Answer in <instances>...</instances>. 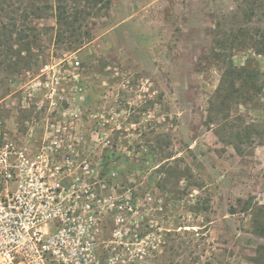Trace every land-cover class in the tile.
Returning a JSON list of instances; mask_svg holds the SVG:
<instances>
[{"label": "rangeland", "instance_id": "rangeland-1", "mask_svg": "<svg viewBox=\"0 0 264 264\" xmlns=\"http://www.w3.org/2000/svg\"><path fill=\"white\" fill-rule=\"evenodd\" d=\"M31 1L0 6L32 12ZM81 1L69 38L57 34V0H35L43 10L27 20L38 35L34 60L0 66V142L49 162V185L59 181L66 199L75 195L101 264H255L264 237L245 206L264 216V55L217 42L242 25L264 29V17H242L236 0ZM234 65L259 70L263 86L237 108L231 79L221 90ZM123 103L146 105L131 111L143 130L171 138L170 191L129 168L127 155L142 162L146 147L129 114L115 111ZM23 109L33 111L26 120ZM114 128L126 129L129 142ZM118 136L116 161L105 164L109 138Z\"/></svg>", "mask_w": 264, "mask_h": 264}, {"label": "built area", "instance_id": "built-area-1", "mask_svg": "<svg viewBox=\"0 0 264 264\" xmlns=\"http://www.w3.org/2000/svg\"><path fill=\"white\" fill-rule=\"evenodd\" d=\"M48 167L0 142V264H101L75 195L49 185Z\"/></svg>", "mask_w": 264, "mask_h": 264}, {"label": "trees", "instance_id": "trees-1", "mask_svg": "<svg viewBox=\"0 0 264 264\" xmlns=\"http://www.w3.org/2000/svg\"><path fill=\"white\" fill-rule=\"evenodd\" d=\"M96 1H102L101 4H111V0ZM236 1H238L239 11L243 14L242 17L245 18L246 16L247 19H252L253 17L257 16L264 17V0ZM81 2V0H57L56 12L54 16L57 20V34L59 35V37L68 35L70 38V36H72V34H74L77 30L76 25L79 26L77 22L80 21V18L82 16L80 14L81 12H79L77 9L80 7ZM30 3L32 12L28 11V9L25 8L21 9V5L16 6L14 2L9 4L7 8L0 6V13L2 12L1 16H4V18H6L5 21L3 19H0V66H2V64L6 65L5 63H7V66L10 68L12 63H31L34 60V55H32V48L38 40V35L35 34L33 36H30V29L27 20L32 14L36 15L43 9L36 5L35 0H32ZM94 4L97 5L98 3ZM217 43L220 47L248 48L257 54L264 55V29H262V27L251 28L250 26L248 27L246 25H242L237 33L231 32L227 35L226 39L220 40ZM69 44L72 47V43ZM224 72L225 73L223 74V83L221 90H226L223 86L224 84H228L226 82L231 79L230 85L232 86V90H229V95L231 94L234 96V108H237L238 104L240 106L245 102H253L256 96H253L252 93H250L251 91L255 94L261 93L263 86L261 83H259V70L246 65H234V69H229ZM236 82H239V86L236 85ZM87 101L88 99H84L81 102V107H84ZM147 103L148 101L146 100V105ZM149 104L150 106H153L152 101H150ZM146 105L144 107H141L137 105L131 106L128 103H123V106L125 108H119L115 110L118 113L125 110L126 113L129 114V116L126 117L127 122L137 124V127L134 129V133L139 134L138 140H135L137 142V145L141 148L146 147L144 151L143 149H140L143 152L142 162L137 163L130 161L129 155H127L126 160H128L129 168H132L131 166L134 165L135 167L138 166L140 169L149 172L147 178L150 181L155 180L158 189L166 193L168 190H171L173 178H175L174 162L177 161V157L175 153H173V151H171L170 149L172 141L171 138H166L168 137L167 134L152 135V131H144L143 128L146 125H142L141 117L138 115V113L136 114L131 112L132 109H137L139 111L141 108H144L145 110L147 109ZM32 112L33 111L23 109L21 111V114L24 115L23 120L28 119ZM84 119H87V117ZM146 122H148L147 126L150 128L152 126V124L149 123L150 120H147ZM115 131L123 132V134L126 136V139L123 141L129 142V133H127L126 129L121 130L114 128L113 132ZM251 134V130H248L246 136L247 139H251ZM118 138L119 136L117 138H109V144H112V151L110 153L111 157H114L116 154L118 145L120 143L118 141ZM113 157L111 158V161H108L107 159L105 164L116 161V158ZM136 160H139V158ZM150 162H154L156 164L154 165V167H152V170L149 169L151 167ZM245 207L247 211L253 209L251 215L254 222V230L258 235L264 237V216L260 212V207L258 209H254L250 202H247ZM170 232L171 230L167 231L166 235H168ZM163 240V242L165 243V237L163 238ZM164 243H160V245H163ZM251 260H253L255 264H264L263 245L259 247V253L256 256L252 257Z\"/></svg>", "mask_w": 264, "mask_h": 264}]
</instances>
